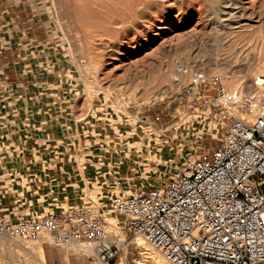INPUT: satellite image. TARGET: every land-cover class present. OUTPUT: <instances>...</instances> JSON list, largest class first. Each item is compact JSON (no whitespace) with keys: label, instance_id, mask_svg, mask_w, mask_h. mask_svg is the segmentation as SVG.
Returning a JSON list of instances; mask_svg holds the SVG:
<instances>
[{"label":"rangeland","instance_id":"rangeland-1","mask_svg":"<svg viewBox=\"0 0 264 264\" xmlns=\"http://www.w3.org/2000/svg\"><path fill=\"white\" fill-rule=\"evenodd\" d=\"M172 1L176 3V0L167 2L173 3ZM177 1L179 3L180 0ZM42 2L44 1L37 0L38 4ZM47 2L52 4L50 0ZM240 4L245 6H232L238 15L233 20L239 21L234 25L253 23L249 33L259 36L261 41L257 45H246L247 56L245 52L240 53L242 59L245 55L243 61L225 62L227 57H236L235 51H243L244 42L249 40V34L242 37L243 40L231 41L226 37L224 40L219 38L220 42L213 41L207 35L214 17L213 4L211 5L209 0H181L179 4L171 7V11L159 16L151 14V20L153 19L156 26L151 32L153 40L147 48L133 54H123L121 47L124 45H117L118 50L110 51L115 54L114 59L111 58L109 50L107 54L105 53L107 50H102L105 53L102 54L98 49L95 51L96 57L104 58L103 65L98 70L88 67L86 72L71 62L73 55L80 58L79 60L90 59V54L86 51L88 40L98 44L96 31L93 29L92 32V28H88L91 26L88 22L87 24L77 18L74 23L72 18L63 12L62 7L61 9L58 7L60 13L55 16L53 7L49 8L48 13L42 11L44 10L42 6H36L31 1L0 0V215L17 219L36 216L34 214H38L39 211L43 213L53 207L61 209L97 204L99 201L100 208L107 215L111 213L120 219L119 223L122 226H125L123 217L111 209L112 196L128 192L137 186L144 188L156 186L167 180L174 168L182 166L200 153L205 141L216 144L222 131L217 133L216 120L210 116L190 115L185 109L181 111V117L165 115V119L169 121L164 125L156 124L153 121V114L146 122L138 120V115L140 117L142 113L148 115V112L171 99L170 93L161 101L143 104L141 93L144 85H148L152 74H158L157 67L160 66V70L164 71L171 65L179 68L187 66V50L180 45L177 47L175 42L178 41L167 42L161 51L160 49L152 51V48L163 37L171 35L174 37L177 32L181 31V34L200 32L195 44L200 45L202 38L205 49L199 51L197 59L213 57L212 64H205L204 73L207 75L198 80L199 88L195 87L193 93H187L186 87L193 86L191 82H194L195 76L181 81L177 87L173 83L172 87L175 90L173 97L179 92L192 96L212 91L211 83L205 80L206 76L207 78L211 76V72L218 74L220 73L218 70H221L223 73L220 74L229 80L232 74L239 76L244 74L247 67L251 71L252 69L256 71L257 67L264 65V0H242ZM251 11L254 13L250 14ZM259 13H262V21L258 20ZM176 14L180 16L176 17ZM4 16L9 20L4 19ZM51 17L54 21L56 18V22L62 20L57 22L58 25L54 21L56 25H51L48 21ZM193 25L197 28L194 29ZM9 27L15 31L14 35L11 34ZM199 28L203 30H198ZM158 29L164 31L161 36L155 34ZM213 35L215 32L210 36ZM5 37H10L14 43L6 42ZM145 50H151L152 55L149 54L136 66H125L126 61L144 55ZM214 57H218V60L214 61ZM150 61L154 63L151 64ZM93 70L98 71L99 79L106 73L111 78L114 76L117 81L112 84L113 88L110 86L105 90L104 86L107 87V84L109 86L110 81L103 77L101 78L104 84L98 79L96 84L87 85L83 74L86 72L90 80L94 76ZM7 71L9 78L1 76ZM200 72L202 71L197 73ZM119 81L124 86L125 83L129 84V92L131 91L133 95H120L116 86ZM130 82L133 84L130 85ZM169 82L167 81L164 86H168ZM225 83L227 84V81ZM121 90L125 92V89ZM258 93L254 92L253 97H249L250 94L244 88L240 96L232 97V102L237 105L234 111L242 115L244 111L242 103L249 98L256 101ZM111 110L115 112L116 118V112L118 113L120 126L119 129H115L116 133L106 131L110 129ZM89 112L94 113L92 120L86 116ZM104 112H109L110 116H107L109 119L99 117ZM112 126L117 127V124L114 123ZM107 144L109 146H105ZM67 168L72 170L73 176L64 173V169ZM44 172L55 173V182L58 185L56 188L51 183L48 186L41 184L42 189L36 184L26 187L21 179L25 175L27 182L36 183L32 181L35 174L40 175ZM85 172L98 176L95 180L87 178L86 181ZM53 188L54 192H50ZM45 192L48 193L43 196ZM43 199L45 201L42 204L40 202ZM124 231L131 238L135 236L127 228ZM2 240L3 238H0V242ZM44 245L46 261L38 264H68L63 246L53 245L52 252L51 244L44 242ZM0 247V252L3 253V246ZM19 253L22 259L24 253L20 250ZM143 256V246L131 240L127 250V264H136L137 259ZM69 257L70 264H93L95 261L89 254L70 253ZM5 261L6 259H3L0 264H8Z\"/></svg>","mask_w":264,"mask_h":264},{"label":"built area","instance_id":"built-area-1","mask_svg":"<svg viewBox=\"0 0 264 264\" xmlns=\"http://www.w3.org/2000/svg\"><path fill=\"white\" fill-rule=\"evenodd\" d=\"M208 81L212 91L173 97V90L169 101L138 120L146 122L153 114L152 120L164 125L165 115L180 116L183 109L207 115L216 120L217 133L222 130L217 143L205 141L200 153L174 168L167 180L116 194L110 206L123 217L122 228L157 248L168 264H264V74L256 78L260 98L253 118L247 116L250 98L241 115L234 102L230 107L223 77L214 74ZM108 113L99 117L107 120L111 114L106 131L116 133L118 113L117 118ZM93 115L86 116L92 120ZM0 235L26 243L43 239L54 246H90L93 264H116L123 251L107 213L94 203L17 219L0 215Z\"/></svg>","mask_w":264,"mask_h":264},{"label":"bare ground","instance_id":"bare-ground-1","mask_svg":"<svg viewBox=\"0 0 264 264\" xmlns=\"http://www.w3.org/2000/svg\"><path fill=\"white\" fill-rule=\"evenodd\" d=\"M25 1H31L36 6L40 5L39 7L42 6L44 9L42 10L43 12L48 11V13H50L49 8L53 7L55 16L58 15V13H60V10H58V7L59 8L62 7L63 12L65 11V14L67 13L72 18L74 23L77 20V18H79L85 21V23L88 22L89 24L88 23L87 24L92 26L91 27L87 25L88 28L90 29L92 28L91 29L92 32L96 31L95 32L96 35L95 34L94 35L96 36L98 44H94V42H91V40H88L86 51L90 54L89 56L90 59L83 58L82 60H79L80 58L73 55L72 62H71L72 64H76L78 67L83 68V71L87 72L88 67H91V69L98 70L100 69V66H102L104 63L103 57H100V56L96 57L97 53L95 51L98 49L99 51H101L102 54H105V53L107 54L108 50L109 52L110 51L113 52L115 50H118L119 46L124 45V47H121L123 48V51L121 49V52L123 54H126V53L133 54V53H136L138 50H142L145 47L147 48V46H149V44L151 43L150 41L153 40L152 39L153 36L151 35V32L153 31L154 26H156L154 22L152 21L153 19L151 20V14L153 15L154 13L155 15L157 14L159 16L167 11H171L172 10L171 7H173V5L179 4L181 0L179 1V3H177L178 2L177 0H176V3L173 1H172L173 3L171 2L168 3L167 1L169 0H50L52 4H48L47 1L49 0H43L44 2H42L41 4H38L37 0H25ZM209 1L211 2V5L213 4L212 13L214 17L211 20L212 22L210 26L211 25L212 26L209 31V34L207 35L213 41H219L218 40L219 38L224 40V38L226 37L230 38L228 40L235 41V40H240V39L243 40L242 37L244 38L246 35L249 34L248 35L249 40L244 42L245 45L243 46L244 47L243 51L242 52L235 51V53H237L235 54L236 57H227L225 62L232 63L234 61L245 60L244 58L245 55L243 56V59H242L241 54L245 52L247 48L246 45L248 44L257 45L259 44L260 40H259V36H253L254 33H249V31L252 29L251 27L253 26V23H243L240 26L234 25L235 22H239V21L233 20L234 18L238 17V15L234 12V7L232 6L238 5V7H240L239 5H242L244 7L245 5L240 4L242 0H223V1L209 0ZM222 2H224L225 5L224 3L221 4ZM253 13L254 11L250 12V14H253ZM261 15L262 13H259V16H260L258 18L259 21H262ZM177 16H180V15L176 14V17ZM170 18H174V17H170ZM4 19L9 20L7 16L6 17L4 16ZM59 20L57 22H61L62 19L60 21ZM48 21H49V24L56 25L54 23L56 22V18L54 21L53 18L51 17L49 18ZM59 26H63V25L59 24ZM193 27L195 29L196 26L193 25ZM9 29L11 30L10 31L11 34L14 35L15 31H13L10 27ZM198 30H201V29L199 28ZM163 32H164L163 30H159L155 34L157 36H161ZM212 32H215V35L210 36ZM177 33H178L177 35H173L174 37H172V35L167 38L163 37V39L154 48H152V51H156L158 49H160L161 51L164 49L163 47L165 46L167 42H173L176 40L178 41V42H175L177 47L180 45L183 49L187 50V54H186L187 66H183L179 68L178 66L171 65V66H168L166 70L164 69V71L160 70V66L157 67V70L159 71L158 74H152V77L150 78L148 85L146 84L144 85L143 92L141 93L142 97L140 95L141 99L142 98L144 99L143 100L144 103L142 102L143 104H152V103H155L156 101L163 100L168 94L171 93V91L174 90L173 89L174 87H172L174 85L173 83H175L177 87L181 81L185 79L193 78L195 76L196 79L193 80L194 82H191L193 86H189V87L185 86L187 89V93L188 92L193 93L195 87L197 88L198 80H200V78L201 79L205 78V75H207L204 73L205 72L204 70H206L204 68L206 66L205 64L208 65L211 62L213 63V57L211 58V56L197 59V55L199 51L205 49L203 48L205 46L202 45V40H203L202 38H201L200 45L195 44L196 42L195 39H198L200 35L198 33L200 32L198 33L189 32V34H187L188 32L185 33L184 31V33L187 35L183 34V32L181 34V31ZM60 37L63 39L62 36ZM88 38H89V35H88ZM5 41L10 42L11 41L10 37L9 38L5 37ZM16 42L20 43V41H17V40ZM11 43H14V42L11 41ZM3 44H5L4 41H3ZM217 49L219 48H216V50ZM102 50H107V52L104 53L102 52ZM112 52H110L109 54H111L110 55L112 56L111 58L114 59L116 57H115V54ZM149 54H151V50H145L144 55L139 56L137 58L134 57L135 59L132 58L126 61L124 64L127 67L136 66L140 62L144 61L145 58L149 56ZM247 54L248 52L246 53V56ZM214 58H215L214 61L218 60V57L217 58L214 57ZM150 63L153 64L154 62L150 61ZM191 65L192 66L195 65L197 69H194L195 66L193 68ZM201 65H204V66L201 67ZM97 70L96 71L93 70L94 78L92 77L90 80H89V75H86V72L85 73L83 72L84 73L83 77L86 80L87 85L89 83L96 84V80L99 79L98 78L99 73ZM199 71H202V72L197 73ZM244 71L245 73L240 76L238 74L230 75L229 80L224 78V76L220 74V73H223V71L218 70V72L220 73L218 72L217 73L221 75L223 79H225V81H227L226 86H227V90L229 94L230 107L232 109L234 108V106L231 104V102L233 101L232 97L240 96L244 88H246L247 92L250 94L249 97H253L252 95H254V92H257V91L259 92L256 101H252L251 104L249 105V109L251 112L248 113L247 116L250 118H253L257 111V101L260 98V87L256 84V78L257 76L264 74V65L257 67L256 71H253V69L251 71L249 67H247V69L245 68ZM210 74L211 76L208 78L206 76L205 80L207 79L209 80V78L211 79L213 75L215 74V72L214 73L211 72ZM101 77H103V79H106V81H110L109 86L107 83H106L107 87L104 86L105 90H107L106 88L108 87L110 88V86H112L111 88H113L112 84L117 81V79L114 78V76L113 78H111L108 73H106L105 76H101ZM101 77L98 80L99 82L103 81ZM234 77H237V78L235 79ZM167 81L168 82L170 81L169 82L170 84H168V86L167 85L164 86ZM127 82L129 83V81ZM102 83L104 84L105 82L103 81ZM12 84L14 85V82ZM125 84L127 86L126 85L124 86L123 83H121L120 81L117 82L116 86H117V89L119 90V94L120 95H124V94L133 95L131 91L129 92L130 90L128 86L129 84L127 83ZM131 84L133 83L130 82V85ZM121 89H125V92H123ZM153 129H158V128H153ZM21 179L23 182H25L24 184L26 187H29L30 184H36L37 186L40 184V183H33L31 181L27 182V178L25 177V175H23ZM90 189L92 188L90 187ZM44 201L45 199H43L40 203L43 204ZM97 205L101 206V203L97 201ZM39 212L38 214H34V215L36 216L40 215L41 213ZM26 213L29 214V212H26ZM108 218H109V221L111 222L112 234L117 235L116 240L119 243H121V245L123 246V252L119 256L116 264H127L128 243L131 242V240L135 241L139 245H142L144 249V256L142 258L137 259L136 264H168V260L166 259V257L163 254H161L157 248L151 246L146 240L140 237H137V236H133L132 238L129 237L127 235V232L124 231V229L122 228V225L119 223L120 221L119 218L111 215V213L108 214ZM0 238H3V240L0 242V245L3 246L2 248L4 249L3 253L0 252V262L3 261V259H6L5 262L6 263L8 262V264H28V262H36L37 264L38 262L45 263L46 249L44 245L45 241L43 239L39 240L41 242L36 241V242L26 243L18 239L9 238L3 235H0ZM51 247H52L51 251L53 252L54 251L53 244H51ZM62 249L64 250V253L66 256L65 258L68 264H70V259H69L70 253H78L81 255H87V254L94 253V250L92 247L85 246L83 244L81 245L80 243H73L70 245H66V246H63ZM19 250L22 253H24V257L22 259L20 258L22 255L19 253ZM4 252L6 255L4 254ZM1 257H2V260H1Z\"/></svg>","mask_w":264,"mask_h":264},{"label":"crops","instance_id":"crops-1","mask_svg":"<svg viewBox=\"0 0 264 264\" xmlns=\"http://www.w3.org/2000/svg\"><path fill=\"white\" fill-rule=\"evenodd\" d=\"M1 76H4L5 78H9V73H8V71L5 72L4 74H2ZM99 143H101V142H99ZM79 159H81V156H80ZM82 163H83V161L81 162V164H82ZM33 168H38V167H33ZM82 168H83V166H82ZM64 173H67L69 176H73V175H74V174L72 173V170H71L70 168H69V169H68V168H67V169H64ZM97 176H98V174H95V173H94V174H90V173L85 172V177H84V179H85L86 181H88L87 178H92V179L95 180V179L97 178ZM55 178H56V176H55V173H54V172H51V173L44 172L43 174H40V175L35 174V178L33 179V181H35L36 183H40V184L38 185V188H40V189H42L41 187H43L41 184H47L46 186H48L49 183L53 184V185L55 186V188H56V186H58V185H57V183L55 182ZM55 188H53L52 191H50V190H48V191H50V192H54ZM38 192H39V194H40L41 190H39ZM38 192H37V193H38ZM47 193H48V192H45V194H44L43 196H46Z\"/></svg>","mask_w":264,"mask_h":264}]
</instances>
